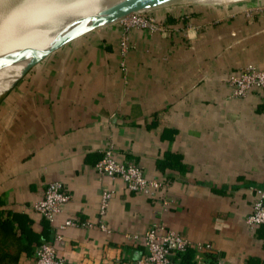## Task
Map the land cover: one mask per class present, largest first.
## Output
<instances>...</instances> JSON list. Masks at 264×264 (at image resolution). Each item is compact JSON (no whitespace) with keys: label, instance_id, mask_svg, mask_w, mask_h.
I'll return each mask as SVG.
<instances>
[{"label":"crops","instance_id":"crops-1","mask_svg":"<svg viewBox=\"0 0 264 264\" xmlns=\"http://www.w3.org/2000/svg\"><path fill=\"white\" fill-rule=\"evenodd\" d=\"M250 4L153 10L162 28L133 29L125 55L120 25L105 26L52 53L0 98V218L15 263L35 264V247L51 241L68 264H134L157 223L211 243L225 264H264V225L246 223L251 188H264V91L231 98L226 81L243 66L264 68V12L246 16ZM108 148L169 186L150 198L101 176ZM167 158L179 167L162 171ZM56 180L71 198L49 222L31 207ZM103 191L113 193L108 230L97 226ZM69 217L94 225L61 228ZM191 248L195 264L209 261Z\"/></svg>","mask_w":264,"mask_h":264},{"label":"built area","instance_id":"built-area-1","mask_svg":"<svg viewBox=\"0 0 264 264\" xmlns=\"http://www.w3.org/2000/svg\"><path fill=\"white\" fill-rule=\"evenodd\" d=\"M255 12H264V0H253L245 9L248 17ZM118 24L122 29L121 53L125 55L131 48L130 33L133 29L157 31L162 28L163 20L152 11H146L132 13L121 19ZM226 81L231 88V98H246L254 92L264 91V68H259L253 64L243 66L237 72L232 73ZM96 170L101 176L120 177L124 180L127 189L150 198H156L157 193L166 189L170 184L169 180L165 178L147 177L138 163L117 161L112 148H108L104 152L102 159L96 165ZM251 190L254 200L252 211L247 216L246 223L251 230L256 231L259 226L264 225V188L252 187ZM112 197L113 193L111 191H103L101 194L100 213L102 218L97 226L103 230H108L105 215H107V209ZM70 198L71 196L62 181H52L47 185L42 198L31 207V210L39 213L49 222H54L58 215L63 212ZM171 201L172 199L168 195L163 198L165 205L170 204ZM70 225L93 226L94 224L69 217L60 227L66 228ZM59 238L60 235L57 234L55 239ZM134 238H138L137 235ZM142 240L144 253L134 264H175L177 255L191 247L199 251L218 252L211 243L192 244L176 231L166 229L157 223L153 224L145 232ZM32 256L35 264H68L64 258L57 254L56 245L51 241H43L37 245ZM0 264L2 263L0 262ZM213 264H225L224 258L219 255Z\"/></svg>","mask_w":264,"mask_h":264},{"label":"bare ground","instance_id":"bare-ground-1","mask_svg":"<svg viewBox=\"0 0 264 264\" xmlns=\"http://www.w3.org/2000/svg\"><path fill=\"white\" fill-rule=\"evenodd\" d=\"M120 0H0V55L23 48H45L70 23L94 15ZM239 0H212L229 5ZM20 66L0 72V91Z\"/></svg>","mask_w":264,"mask_h":264},{"label":"water","instance_id":"water-1","mask_svg":"<svg viewBox=\"0 0 264 264\" xmlns=\"http://www.w3.org/2000/svg\"><path fill=\"white\" fill-rule=\"evenodd\" d=\"M210 1L212 0H120L94 15L70 23L45 48H23L6 52L0 55V72L12 66H20V71L11 79L10 84L0 91V98L10 91L31 69L43 62L52 53L84 35L118 23L132 13L195 4H210L208 3ZM249 1L253 0H239L234 3Z\"/></svg>","mask_w":264,"mask_h":264},{"label":"trees","instance_id":"trees-1","mask_svg":"<svg viewBox=\"0 0 264 264\" xmlns=\"http://www.w3.org/2000/svg\"><path fill=\"white\" fill-rule=\"evenodd\" d=\"M177 158L174 160H169L167 159H162L158 161V166L162 171L170 168H177ZM46 220V219H45ZM48 221V220H46ZM43 241H40L42 243ZM0 243L2 244L0 246V262L2 264H9L10 262H13V264H18L15 263L17 260L16 258L11 255L10 253L6 252V219L0 218ZM31 241L28 242L27 245H25L23 248L27 251H31ZM38 244V245H39ZM20 252V251H19ZM207 256L209 257V261L205 264H213L215 260L218 258L219 253L212 252V251H207ZM176 260H180L181 263L183 264H195V252L193 251L192 248H188L186 251L181 252L177 255Z\"/></svg>","mask_w":264,"mask_h":264}]
</instances>
